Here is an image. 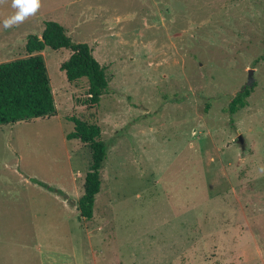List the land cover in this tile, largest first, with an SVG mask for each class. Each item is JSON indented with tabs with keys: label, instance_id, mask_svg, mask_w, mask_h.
Listing matches in <instances>:
<instances>
[{
	"label": "rangeland",
	"instance_id": "374dc122",
	"mask_svg": "<svg viewBox=\"0 0 264 264\" xmlns=\"http://www.w3.org/2000/svg\"><path fill=\"white\" fill-rule=\"evenodd\" d=\"M11 5L0 64L53 21L109 87L89 108L60 69L71 51L41 53L56 113L0 126V264H264V0H40L4 29ZM92 113L107 158L85 220L91 153L68 118Z\"/></svg>",
	"mask_w": 264,
	"mask_h": 264
},
{
	"label": "trees",
	"instance_id": "16d2710c",
	"mask_svg": "<svg viewBox=\"0 0 264 264\" xmlns=\"http://www.w3.org/2000/svg\"><path fill=\"white\" fill-rule=\"evenodd\" d=\"M48 47L52 50L68 49L71 55L60 66L69 83L87 81V98L83 105L98 106L101 96L109 87L105 68L95 59L87 44H75L67 30L57 22L44 23L41 37L29 35L25 46L26 58L0 64V126L16 124L56 113L55 100L49 76L41 53ZM252 88H244L231 100L230 115L247 105ZM74 125L68 139H77L91 153L89 169L85 174L83 194L77 203L80 217L91 220L96 196L101 191V170L107 158V145L102 141L101 127L96 113L87 119L76 116L68 118Z\"/></svg>",
	"mask_w": 264,
	"mask_h": 264
},
{
	"label": "clouds",
	"instance_id": "9594fccd",
	"mask_svg": "<svg viewBox=\"0 0 264 264\" xmlns=\"http://www.w3.org/2000/svg\"><path fill=\"white\" fill-rule=\"evenodd\" d=\"M12 8L16 9L15 14L3 20V28L9 29L23 23L28 17L36 14L40 7V0H12Z\"/></svg>",
	"mask_w": 264,
	"mask_h": 264
},
{
	"label": "water",
	"instance_id": "95a60500",
	"mask_svg": "<svg viewBox=\"0 0 264 264\" xmlns=\"http://www.w3.org/2000/svg\"><path fill=\"white\" fill-rule=\"evenodd\" d=\"M252 74H253V70L249 71V76H248V84H250L251 80H252ZM240 143H243V137L239 136L238 138Z\"/></svg>",
	"mask_w": 264,
	"mask_h": 264
},
{
	"label": "crops",
	"instance_id": "0c3cea01",
	"mask_svg": "<svg viewBox=\"0 0 264 264\" xmlns=\"http://www.w3.org/2000/svg\"><path fill=\"white\" fill-rule=\"evenodd\" d=\"M4 43H5L4 40L0 41V53L4 52V50H5L4 47H3V46H4ZM67 202H68V201H67ZM75 207H76V206H75ZM75 207H74V208H75Z\"/></svg>",
	"mask_w": 264,
	"mask_h": 264
}]
</instances>
